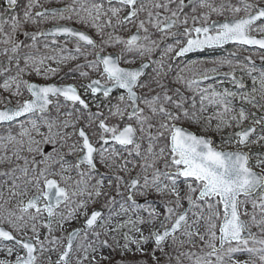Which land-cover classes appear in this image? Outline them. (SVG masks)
<instances>
[{
  "label": "snow or ice",
  "instance_id": "6c2138e0",
  "mask_svg": "<svg viewBox=\"0 0 264 264\" xmlns=\"http://www.w3.org/2000/svg\"><path fill=\"white\" fill-rule=\"evenodd\" d=\"M73 19L95 29L99 42L60 23ZM49 37L65 43L53 47L59 41ZM229 43L231 58L210 68L190 61L169 79L177 58ZM115 45L117 53H105ZM0 46L8 61L0 89L16 98L0 95V252L14 256L0 264H264V67L252 55L239 58L250 47L264 52V0H71L62 7L0 0ZM81 57L68 70L79 85L25 78L47 80L59 71L48 61ZM137 59L136 67L121 66ZM13 62L15 74L6 75ZM224 65L230 70L217 71ZM212 74L230 77L237 91L200 87ZM113 90L123 91L113 97ZM195 93L199 112L205 102L217 106L206 124L216 119V131L229 129L221 146L184 126L200 119ZM98 161L113 171L92 183ZM105 179L123 198L120 213L107 218L102 209L116 198ZM121 214L127 219L113 226Z\"/></svg>",
  "mask_w": 264,
  "mask_h": 264
},
{
  "label": "rangeland",
  "instance_id": "374dc122",
  "mask_svg": "<svg viewBox=\"0 0 264 264\" xmlns=\"http://www.w3.org/2000/svg\"><path fill=\"white\" fill-rule=\"evenodd\" d=\"M22 2H23V0H22ZM41 2L44 4L45 7H62L65 4L71 3V0H41ZM17 11H19V9H17ZM223 19H224L223 17H218L215 15H213L211 17V20H223ZM60 23L72 25V26L79 28L82 31H86L89 35H91L94 39H96L97 42H99V36L96 33L95 29H92V28L88 27L87 25H82L81 23H79L75 19H73L72 21H61ZM50 26H51V23H48V24L42 25L41 27L47 29ZM132 31H135V29H132ZM119 34L124 35L125 37L129 35L128 32H120ZM254 34H256V33H254ZM19 39L24 40L25 42H30L28 40V38H26L22 35L19 37ZM52 39H58V41H59L58 45H54L53 47H59L60 45H63L65 43V38L49 37V41H51ZM167 43H173V41L171 39H168ZM0 47H2V46H0ZM40 47L42 48V43H41ZM68 47L69 48L74 47V44L72 41H68ZM120 47H122V46L121 45H115V46L106 47L105 53H117L119 51ZM87 50L92 51L91 48H88ZM234 50H236L234 45H227V46H224L222 48H214V49H210V50H205L204 52H202L200 54H194V55H190L187 57L180 58V59L173 62V72L169 73V79H174L175 70L177 69V66L183 67V65L189 63L190 61H202V62H205L204 63L205 67L210 68V67L215 66L213 64V61L217 60L218 58H221V57L231 58V57H229V53L233 52ZM247 55H252V59L255 61V64L257 67H264V62H262L259 58L260 55H264V52H259L258 49H250L249 48L248 51H240L239 58L243 59V57L247 56ZM153 59H159V54L157 53L156 55H154ZM82 61H83L82 57L79 58V60H77V61H67L65 63H57L55 61H48L47 63L51 67L57 68L59 70L56 75L49 76L47 78V80H45L41 76H36L33 73L31 75V77H28L26 75L25 78H30L32 81L37 82V83H56V84L76 83L77 85H79L82 82V78L79 77L78 73H69L68 70L70 68H73L76 63L82 62ZM139 63H140V61H139V59H137L134 63H131V64L122 63L121 66L135 67ZM0 65H4V66L8 65V61H7L6 56L0 55ZM153 67H155V65L151 64L149 70L147 71V73L149 75L152 74ZM229 70L230 69L227 65H224L222 67H217V71H219V72H227ZM14 74H15V62H13L12 68L10 69V72L6 75H14ZM185 75H190V73H185ZM212 75L215 76L214 74H212ZM236 75H237V77H240V76H243L244 74L241 73L237 69ZM4 78H5L4 76H0V83L3 82ZM92 78L93 79L97 78V74H93ZM148 78H149V76L146 75L145 77L142 78V82H144L145 80H148ZM244 80H245V83L247 85L246 90H250L252 87L251 79L248 78L247 76H244ZM209 85L214 86L217 91H222L224 88H228L231 91H237L235 85H233L231 83V79L228 77H217V78L209 79L207 81H203V82H201L200 87H208ZM181 89L185 93V95H187V96H191L194 94L192 91L183 88V86H181ZM138 91H139V89H138ZM121 92L122 91H120V90H115L112 93V96L116 97V96L120 95ZM0 95L4 96L7 99H11L12 102L15 103L16 98L11 97L6 92H3L2 89H0ZM24 95H25V97H27L29 94L27 92H25ZM195 95H196V99H197V111H198V115H199L200 119L198 121L193 120V121L185 124L184 126L186 128H188L190 131L195 132L197 135H204L206 137H211L217 146H221V135H223L224 133H227L229 131V129H224L223 132L216 131V123H217L216 119L211 120L210 126L208 124H206V118L213 117L215 115V113L217 111V106L208 105L207 102H205L206 110L203 112H199V94L195 93ZM113 102H115V101H113ZM240 103L241 102L239 101V99H237L236 101L233 102L234 106H236V107H239ZM245 106L247 107V105H245ZM0 131H2V129H0ZM223 146L228 147L229 145L225 144ZM46 147L49 151L51 150V146H46ZM118 150L123 151L122 149H118ZM69 159H72V158H69ZM129 167L131 168V165H129ZM112 171H113V169L106 168L105 164L100 163L98 161L97 162V172L93 173L92 183H95V180L100 179L105 173H108L110 175ZM71 175L75 179L76 173L74 171L71 173ZM105 180H107V179H105ZM90 190H91V187H89V191ZM105 191L108 192L109 196H115V198H116V204L112 205L111 209L107 206L103 207L104 215L107 218L111 211H114L115 213H120L119 212L120 211V204L123 203V198L120 195H116L115 191L108 187V181H107V187H106ZM84 198H87V197L85 196ZM105 199H106V197H101L100 200L96 204L92 205V207L93 208H101V206L104 204ZM148 199L153 200V199H156V197L155 196H149ZM138 200L140 203H144L143 198H138ZM89 211H91V208L89 209ZM114 219L115 220H113V221L116 223L120 220L127 219V217L123 216L121 214V215H116ZM75 226H77V225L75 222H73L72 224L66 225V228L70 229L71 227H75ZM54 227H55V225H54ZM112 235H113L112 233L109 234V240H110V242L115 244V241H113L111 239ZM115 235H116V240H119L120 243L124 242L119 234H115ZM104 251L106 254L110 255L111 259L119 260L121 258L119 251H117L115 253H109L107 249H104ZM53 258H55V257H53ZM0 259H14V256L13 257H7L4 252H0Z\"/></svg>",
  "mask_w": 264,
  "mask_h": 264
},
{
  "label": "water",
  "instance_id": "95a60500",
  "mask_svg": "<svg viewBox=\"0 0 264 264\" xmlns=\"http://www.w3.org/2000/svg\"><path fill=\"white\" fill-rule=\"evenodd\" d=\"M217 21H219V22H223V20H217ZM70 26H72V25H70ZM51 27V26H50ZM49 27V28H50ZM72 27H74V28H76L77 30H80L79 28H77V27H75V26H72ZM48 29V28H47ZM59 38H64V37H59ZM227 45H233V44H231V43H229V44H226V45H224V46H227ZM223 46V47H224ZM210 49H214V48H208V49H204V50H197V51H195V52H192V53H189V54H187L185 57H187V56H190V55H194V54H200V53H202V52H204L205 50H210ZM250 49H256V48H254V47H250ZM113 54H115V53H113ZM178 59H180V58H177L176 60H178ZM139 65V64H138ZM137 65V66H138ZM150 66H151V64H150ZM150 66H149V68H150ZM124 67V66H123ZM136 67V66H135ZM149 68L148 69H146V73H147V71L149 70ZM217 77H224V76H213V78H217ZM212 78V79H213ZM228 78H230V77H228ZM231 79V78H230ZM115 90H113V92H114ZM120 91H123V90H120ZM99 209V208H98ZM102 211L104 212V210L102 209Z\"/></svg>",
  "mask_w": 264,
  "mask_h": 264
},
{
  "label": "bare ground",
  "instance_id": "6f19581e",
  "mask_svg": "<svg viewBox=\"0 0 264 264\" xmlns=\"http://www.w3.org/2000/svg\"><path fill=\"white\" fill-rule=\"evenodd\" d=\"M104 186H105V187H104V190H106V187H107V180H104ZM119 212H120V211H119ZM114 220H115V219H114ZM114 223H115V222L113 221V225H114ZM110 243H112V242H110Z\"/></svg>",
  "mask_w": 264,
  "mask_h": 264
}]
</instances>
